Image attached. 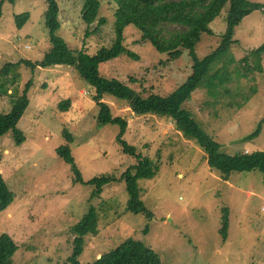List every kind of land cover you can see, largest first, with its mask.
I'll use <instances>...</instances> for the list:
<instances>
[{
	"label": "rangeland",
	"instance_id": "obj_1",
	"mask_svg": "<svg viewBox=\"0 0 264 264\" xmlns=\"http://www.w3.org/2000/svg\"><path fill=\"white\" fill-rule=\"evenodd\" d=\"M56 1L57 35L70 48L95 54L113 44L117 11L113 1L100 0L98 19L107 24L97 31L98 24L87 27L80 18L83 0ZM250 1L264 4V0ZM1 11L0 70L21 58L33 64L40 61L50 47L44 0H7ZM24 13L30 18L18 30L16 16ZM228 13L229 5L210 25L213 34L202 35L195 47L199 58L220 45ZM125 37V46L139 59L124 54L102 63L101 75L120 79L144 96L151 92L167 96L191 74L194 61L189 50L171 60L149 41H140L141 34L134 26L125 29ZM233 40L226 57L235 60L263 44L264 11L245 17ZM233 66L229 65L231 71ZM262 66L260 73L225 83L227 90L221 87L218 99L209 96L207 88L198 87L186 105L228 155L264 152V122L257 136L245 139L264 118V57ZM28 80L32 81L27 92L29 105L18 124L25 140L17 145L12 132L0 139V171L14 194L13 203L0 214V236L10 235L17 245L13 264L65 263L73 250L71 228L91 204L98 211L99 233L85 238L80 264H91L129 238L154 249L160 264H264V185L260 172H233L224 180L208 165L202 148L184 138L170 120L135 116L126 102L106 96L103 101L113 116L129 123L127 142L154 165V178L140 181L142 200L152 217L127 210L124 182L106 184L102 195L91 201L94 186L75 182L71 166L57 155L58 148L69 144L63 132L68 130L74 137L72 155L86 182L103 175L120 177L134 163L116 143L118 126L98 123L92 85L66 65L31 69L21 64L7 75L0 73V114L11 111ZM244 94L249 98L242 103ZM67 99L69 111L59 112L58 104ZM231 102L242 104L236 108ZM224 208L229 211L225 239L218 232Z\"/></svg>",
	"mask_w": 264,
	"mask_h": 264
},
{
	"label": "trees",
	"instance_id": "obj_2",
	"mask_svg": "<svg viewBox=\"0 0 264 264\" xmlns=\"http://www.w3.org/2000/svg\"><path fill=\"white\" fill-rule=\"evenodd\" d=\"M7 0H0V18L2 7ZM117 6L115 13L116 36L110 47H101L95 54L87 53L83 49L74 50L57 35L60 28L58 21L59 8L56 0H44L46 11L44 12V25L48 32L50 47L43 54L40 61L33 64L30 60L21 58L15 62L6 63L0 73L7 75L17 66L25 64L34 69L37 65L45 68L55 65L73 67L79 76L92 85L93 100L97 103L99 114L98 123L102 125L118 126L119 132L116 143L121 152L134 160L120 177L115 175H103L93 177L84 182L82 174L77 168L72 155L70 144L74 143V137L68 130L63 132L68 145L57 149V155L69 164L74 173V181L94 186L91 198H99L104 186L110 182H124L128 194L127 210L135 215L143 214L147 218L152 213L145 207L142 200L140 181L154 178V165L149 157L138 152L137 148L130 145L125 139L129 128L127 119L115 117L110 106L103 101L104 97L111 96L127 103L131 112L138 117L155 116L170 120L176 131L184 138L194 141L204 151L208 165L226 180L233 172H253L262 174L264 185V152H238L228 155L222 151V145L213 139L200 125L197 117L186 108L192 100L193 92L200 86L207 88L209 96L218 99L220 88L227 90L223 85L233 79L246 78L250 73L263 71L262 60L264 57V43L258 48L249 51L243 58L235 60L227 54L235 43L233 35L236 27L253 11H264V4L250 0H110ZM229 5L227 16V29L221 37L218 48L204 58H199L195 47L201 41L202 35H212L210 25L222 14L224 8ZM100 12V0H83L80 18L82 22L91 27L98 24L97 29L105 26L107 22L98 19ZM30 14L24 13L16 16V26L22 30L29 20ZM134 26L141 34L140 41H149L160 53H165L171 60L177 59L184 50H189L193 58L192 72L187 79L178 85L167 96H160L151 92L148 96L138 92L124 81L117 78H108L100 73V64L115 59L121 55H128L138 60L137 53L125 46V29ZM91 32H86L89 35ZM226 59V60H224ZM214 64H216L214 66ZM221 64L220 67H217ZM36 65V66H35ZM233 66V71L229 69ZM214 66V67H213ZM216 67V69H215ZM213 68V69H212ZM32 81L28 80L23 94L19 97L11 111L0 114V139L8 132H12L17 145L24 140L18 124L29 105L27 92ZM232 93H236L233 91ZM249 98L244 94L243 101ZM231 102V106L239 108L241 104ZM71 107L70 100L61 101L57 110L67 112ZM264 118L259 122L256 130L245 137L251 139L260 133ZM244 139V140H245ZM1 161V157H0ZM14 201V194L9 189L2 172L0 171V214L6 211ZM98 211L92 204L85 215L71 228L73 236V250L71 256L63 264H80L79 258L83 252L84 240L87 236H97ZM229 226V211L222 210L220 228L218 232L224 239L227 237ZM147 233V228L143 231ZM18 251L10 235L0 236V264H13L12 257ZM159 254L139 239L129 238L121 245L103 253L91 264H160Z\"/></svg>",
	"mask_w": 264,
	"mask_h": 264
}]
</instances>
